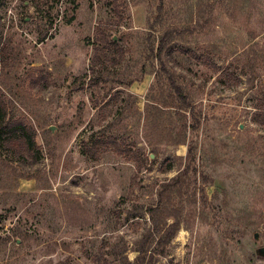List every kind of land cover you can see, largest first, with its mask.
Here are the masks:
<instances>
[{"label":"rangeland","instance_id":"obj_1","mask_svg":"<svg viewBox=\"0 0 264 264\" xmlns=\"http://www.w3.org/2000/svg\"><path fill=\"white\" fill-rule=\"evenodd\" d=\"M164 2L159 23L154 0H1L0 93L43 157L1 152L0 264H135L179 177L181 229L146 264H264V0Z\"/></svg>","mask_w":264,"mask_h":264},{"label":"trees","instance_id":"obj_2","mask_svg":"<svg viewBox=\"0 0 264 264\" xmlns=\"http://www.w3.org/2000/svg\"><path fill=\"white\" fill-rule=\"evenodd\" d=\"M158 6V22L163 21L165 10L164 0H154ZM1 2V0H0ZM1 6V3H0ZM158 23V24H159ZM189 22L179 23L180 28L168 30V32L161 36L158 42L157 48H151L150 51L153 54H156L158 59H161L164 48L167 45L168 40L167 35L171 36L173 33L175 35L187 33L190 31L189 28H186ZM152 28L151 30H153ZM165 29L160 31L164 32ZM172 32V33H170ZM191 33V31H190ZM1 21H0V61L1 57L4 56L3 51V37H2ZM168 36V38H169ZM3 54V55H2ZM177 95L184 99V95L180 88L177 90ZM188 104V103H187ZM190 104L186 105V108H178L180 111H188ZM166 108H169L166 106ZM254 122L264 125V110L259 109L253 117ZM180 134L177 136L175 142L176 145H187L188 144V126L181 127ZM105 138V137H104ZM109 139V138H108ZM93 141H90L86 146V153L92 157L99 156L100 153H106L107 151L112 150V146H116V142L113 139L103 140L92 144ZM117 154H122L119 146L115 148ZM11 156H18L19 160L23 162L31 161V165H37L40 160H42L43 154L40 146H38L36 141V133L33 130L32 126L24 118L16 119L10 112L8 103L5 101L4 97L0 93V158L4 157L3 153ZM192 151H189L188 159H191ZM97 156V157H98ZM96 157V158H97ZM6 161V158L5 160ZM4 163V162H3ZM185 183V182H184ZM183 186H182V177L174 179L169 183L163 184L161 190L158 192V202L148 209V214L150 216L151 228L149 234L144 238L143 242L140 243L136 252L138 257L135 264H146V259L149 258L148 263L152 258L157 255V252L161 255L158 249H164L169 243H171L179 233L181 229L180 221V209L174 207V200L182 198ZM163 253V252H162ZM164 254V253H163ZM127 258H125L126 260ZM98 264H109L104 258L96 261ZM147 263V264H148Z\"/></svg>","mask_w":264,"mask_h":264},{"label":"water","instance_id":"obj_3","mask_svg":"<svg viewBox=\"0 0 264 264\" xmlns=\"http://www.w3.org/2000/svg\"><path fill=\"white\" fill-rule=\"evenodd\" d=\"M255 238H258V234H256Z\"/></svg>","mask_w":264,"mask_h":264}]
</instances>
